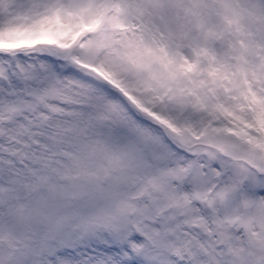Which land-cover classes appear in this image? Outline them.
Listing matches in <instances>:
<instances>
[{"label":"snow or ice","instance_id":"6c2138e0","mask_svg":"<svg viewBox=\"0 0 264 264\" xmlns=\"http://www.w3.org/2000/svg\"><path fill=\"white\" fill-rule=\"evenodd\" d=\"M0 264H264V0H0Z\"/></svg>","mask_w":264,"mask_h":264}]
</instances>
